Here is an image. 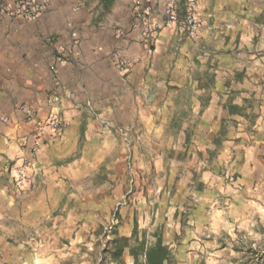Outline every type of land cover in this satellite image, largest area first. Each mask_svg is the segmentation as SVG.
I'll return each mask as SVG.
<instances>
[{"label": "crops", "instance_id": "crops-1", "mask_svg": "<svg viewBox=\"0 0 264 264\" xmlns=\"http://www.w3.org/2000/svg\"><path fill=\"white\" fill-rule=\"evenodd\" d=\"M47 1L31 21L0 18V264L56 211L87 196L113 203L133 169L162 177L168 149L208 138L227 99L258 100L264 113V0H195L193 37L164 26L165 0H143L149 39L136 0ZM50 98L59 133L41 126Z\"/></svg>", "mask_w": 264, "mask_h": 264}, {"label": "rangeland", "instance_id": "rangeland-1", "mask_svg": "<svg viewBox=\"0 0 264 264\" xmlns=\"http://www.w3.org/2000/svg\"><path fill=\"white\" fill-rule=\"evenodd\" d=\"M252 101L227 99L208 138L168 149L162 177L133 169L113 203L87 196L40 221L3 264H113L104 250L115 233L161 240L175 264H264V113Z\"/></svg>", "mask_w": 264, "mask_h": 264}, {"label": "built area", "instance_id": "built-area-1", "mask_svg": "<svg viewBox=\"0 0 264 264\" xmlns=\"http://www.w3.org/2000/svg\"><path fill=\"white\" fill-rule=\"evenodd\" d=\"M165 15H164V26L165 27H176L177 30L189 37H193L197 29V18H196V1L195 0H184L183 3V16L181 19L178 17L176 10V0H165ZM48 6V1L43 0L41 2H35L32 0H17L12 5L0 6V18H19L22 20L31 21L35 19L39 12L45 10ZM134 7L137 11V18L143 21L144 31L143 35L145 39L151 38L156 30L155 27L148 25L147 18L150 15V7L144 4L143 0H136ZM78 8H74L77 11ZM131 59L121 60L118 64L120 72L125 73L132 65ZM59 64H63L60 60ZM72 97V95H70ZM49 106V112L45 120L41 122V126L47 128L52 133H59L66 127V122L61 118L58 110V101L55 98H50L47 101ZM19 109L25 113V119L27 122H31L35 119V112L25 106H20ZM0 122L6 123L7 119H1ZM22 176H18L16 182L22 183Z\"/></svg>", "mask_w": 264, "mask_h": 264}, {"label": "trees", "instance_id": "trees-1", "mask_svg": "<svg viewBox=\"0 0 264 264\" xmlns=\"http://www.w3.org/2000/svg\"><path fill=\"white\" fill-rule=\"evenodd\" d=\"M114 235L116 238L107 243L106 250H104L105 253L110 255L113 264H125L123 260L125 251L131 259V264H175L161 240H157L153 246L147 247L143 243H138L135 238L121 237L117 233Z\"/></svg>", "mask_w": 264, "mask_h": 264}]
</instances>
